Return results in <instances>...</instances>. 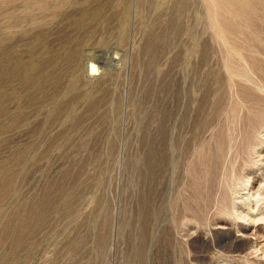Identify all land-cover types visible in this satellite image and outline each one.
I'll return each mask as SVG.
<instances>
[{"label": "rangeland", "instance_id": "obj_1", "mask_svg": "<svg viewBox=\"0 0 264 264\" xmlns=\"http://www.w3.org/2000/svg\"><path fill=\"white\" fill-rule=\"evenodd\" d=\"M0 264H264V0H0Z\"/></svg>", "mask_w": 264, "mask_h": 264}]
</instances>
